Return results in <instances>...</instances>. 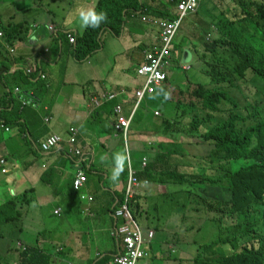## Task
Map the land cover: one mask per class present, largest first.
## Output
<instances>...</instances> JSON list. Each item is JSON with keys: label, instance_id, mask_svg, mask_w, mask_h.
Returning <instances> with one entry per match:
<instances>
[{"label": "crops", "instance_id": "0c3cea01", "mask_svg": "<svg viewBox=\"0 0 264 264\" xmlns=\"http://www.w3.org/2000/svg\"><path fill=\"white\" fill-rule=\"evenodd\" d=\"M99 1H0V24L21 25L12 41L7 42L0 32V104H3L0 113L8 116L13 108L9 102L18 103L21 92L31 95L36 104V107L25 106L17 127H3L0 122V160H5L7 165H4L6 169L0 166V175L5 176H0V204L17 196L24 197L20 221L3 229L8 230L11 240V246L4 250L5 264H17L19 253L27 246L38 248L47 258V264H113L123 249L114 237L116 227L123 221L115 218L114 210L124 201L130 170L139 180L134 191L136 205L132 203L134 216L146 236L150 231L154 234L153 240L144 246L150 256L149 264H160V259L163 264H186L190 251L194 252L186 245L190 228L178 231L182 214L176 203L170 202L168 209L160 208V185L154 187L149 179L138 176L154 159H160L159 146L155 145L191 141L182 133L160 131V117L165 118L166 107L173 110L171 103L157 95L162 88L146 95L135 111L128 143L115 130L114 113L117 105L127 118L134 112L135 94L145 83L137 75V69L159 45V23L169 20L154 15L152 8L175 17L181 0H138V9H123L119 25L113 13L111 16L108 13V25L97 29L93 37L98 44L96 50L76 60L74 45L67 38L70 35L76 39L85 30L79 26L78 8H96ZM201 11L204 17L199 15ZM241 13L237 0H201L197 13L184 20L166 67L170 99L175 102L186 95L194 102L187 87L196 84L190 77L179 78L172 69L188 72L194 64L201 63L198 54L205 52L203 40L207 33L218 35L215 25L219 23L214 17L225 15L236 20ZM193 16L196 17L189 21ZM200 76L198 70L192 79L200 81ZM110 94L116 97L96 102ZM190 118L188 114L181 123ZM70 128L76 130L74 145L69 143ZM3 133L11 136L4 137ZM48 135L59 136L61 142L43 152L40 144ZM125 146L130 152V162L119 182L113 183L109 179L112 155ZM76 151L80 155H75ZM101 156L106 159L101 161ZM144 158L146 167H143ZM79 173L86 175L87 182L75 190L72 183ZM83 196L92 200L82 199ZM31 218L48 226L43 231L28 229L33 224ZM170 244L174 245L173 250ZM178 250L180 256H176Z\"/></svg>", "mask_w": 264, "mask_h": 264}, {"label": "trees", "instance_id": "16d2710c", "mask_svg": "<svg viewBox=\"0 0 264 264\" xmlns=\"http://www.w3.org/2000/svg\"><path fill=\"white\" fill-rule=\"evenodd\" d=\"M113 5L120 9L111 7ZM237 7L242 13L236 20L225 15L218 17L219 25H215L218 35L207 33L209 36L203 40L205 52L198 54L202 65L199 71L209 80H204L208 84L187 87L194 102L187 104L183 99L174 102L170 96L165 99L160 94L161 100L170 102L173 109L169 111L166 107L165 118L160 117V131L186 132L181 121L190 114L188 134H199L201 129L204 132L195 136L196 143H160V159H154L138 174L139 178L149 179L154 187L166 188V193H160V208L168 209L170 202H175L179 210L187 209L195 202L201 206L197 213L208 214L207 235L212 238L197 237L198 230L191 229L193 227L188 230L191 235L186 245L194 248L188 259L191 264H264V109L261 107L264 100V0H237ZM124 8L138 9L139 1L100 0L96 6L97 11L105 10L110 16L112 12L117 25L121 23ZM152 11L161 18H175L168 12L159 13L153 8ZM109 14L99 28L85 29L76 38V60L96 50L94 34L108 25ZM20 27L18 23H2L0 32L9 42ZM167 82L161 88L168 94ZM18 97V103L9 102L13 108L8 116L0 113L3 127L18 126L25 108L21 99L33 102L32 96L23 92ZM195 109L197 112L193 114ZM197 138L201 140L197 142ZM237 162L243 166L236 167ZM181 166L192 170L181 173ZM168 185L185 189L172 191ZM205 189L222 190L226 195L211 198L195 192ZM23 198H13L17 200L15 210L11 208V199L0 204V241L7 235L3 229L20 221ZM133 204L136 216V204ZM47 262L38 248L27 246L19 253L17 264Z\"/></svg>", "mask_w": 264, "mask_h": 264}, {"label": "built area", "instance_id": "2783aa9c", "mask_svg": "<svg viewBox=\"0 0 264 264\" xmlns=\"http://www.w3.org/2000/svg\"><path fill=\"white\" fill-rule=\"evenodd\" d=\"M200 0H181L177 4V15L173 20H163L159 23L161 33L159 45L154 47L147 55L146 62L140 65L137 69V75L144 79L145 83L141 90H138L135 94L136 106L134 112L130 117H125L122 112V107L117 105L114 109L116 122L115 130L119 132L126 143H128V132L130 130L132 120L135 115V111L140 106L146 95L152 94L156 89L161 88L167 80L166 67L169 65L171 49L175 41L178 32L180 31L184 20L189 16L197 13ZM147 20V18H143ZM1 36V34H0ZM68 42L72 45L75 44V38L68 36ZM43 78V76H41ZM15 91L19 92L18 89ZM20 93V92H19ZM116 97L114 94L104 95L100 99L96 100L97 103L104 100H113ZM21 105L36 107V104L31 101L21 99ZM159 116V112L156 113ZM5 130H8L7 128ZM69 143L75 144L76 130L70 128ZM61 142V138L57 135H48L40 144V148L43 152L50 151L55 148ZM80 155L79 151L74 153ZM6 166L5 160H0V166ZM147 159H143V167H146ZM5 166L3 169H6ZM6 170H2L5 173ZM130 180L127 184L125 197L123 203L114 210V216L117 220H122L123 224L116 227L114 231V237L120 241L123 245V249L115 256L113 264H149V253L144 248L145 244L150 240H153L154 234L150 231L147 236L145 235L138 219L134 216L132 210V203L135 197V188L139 186V180L136 177L134 171L130 170ZM87 182V177L83 173L77 174L72 187L75 190H80ZM82 199L92 200L91 197L83 196ZM54 213H58L57 211Z\"/></svg>", "mask_w": 264, "mask_h": 264}, {"label": "rangeland", "instance_id": "374dc122", "mask_svg": "<svg viewBox=\"0 0 264 264\" xmlns=\"http://www.w3.org/2000/svg\"><path fill=\"white\" fill-rule=\"evenodd\" d=\"M0 1L8 2V1H11V0H0ZM203 12L204 11L199 12V15L200 16H203ZM195 17L196 16H193V18H190L189 21H192ZM213 17L214 16H212L210 19L213 20ZM214 19L217 21L218 20V17H214ZM180 37L181 36L179 35L178 39ZM178 39H177L176 42H178ZM201 67H202L201 64H194L193 65V69L191 71L183 72V73H180L179 69L176 68V67H174L172 70H173L174 74L178 75L179 78H181L183 80H185L187 77H190V80H191L192 83H195V84H208V83H205L204 80H207L208 81L209 80V77L204 76V75L200 76L201 77V80L200 81H198V80L195 81V80L192 79L196 75V72L198 70H200ZM182 89H186V87H184ZM181 98L186 103L187 102H190V99L186 95L181 96ZM261 104H262L261 107L264 109V100L261 101ZM185 108H187V107H185ZM196 112L197 111L195 109L194 112H193V114H196ZM188 123H189V121L185 120V122L183 124V128L186 130V132H183L182 134H183V136H184L185 139L188 136V138L191 140L190 143L192 141L195 143V141H194L195 136L196 135H199L200 133H203L204 132V129H201V132H199V134H188V132H189ZM3 136L4 137H9V136H11V133H3ZM155 140H157V139H155ZM200 140L201 139L197 138V142H199ZM158 142H160V140H158ZM155 146H159V144H157ZM235 166L236 167H242L243 166V163L237 162V163H235ZM191 170L192 169L189 166H181L180 167V172L181 173L189 172ZM193 171H194V169H193ZM12 172L13 171H11V173ZM1 177L5 178V176H1ZM168 188L172 189V191H176V190H179V189H185L184 187L173 186V185H168ZM190 189L191 188H189V191H190ZM163 192L164 193L166 192V188L160 187V193H163ZM195 192L198 193V194H200V195H202V196L211 197V198L212 197H219V198H221V197H225V195H226V192L225 191H222V190H207V189H205L203 191L199 190V191H195ZM10 201L13 204V206L11 207L12 210H15V205L17 207V200L11 199ZM185 203H187V202H185ZM200 207L201 206H199L195 202H193L187 209H180V212H181V214L183 216V219L178 224V231H181L182 230L183 232H185L187 228L193 227L191 229H197L198 230L197 237H202V236L207 235V230L209 229V225H210V223L207 221V219H209V217L207 218L208 214L204 215L202 213H197L196 212V210L200 209ZM30 208H32V207H30ZM185 217H187L188 219L185 218ZM193 217H196V218L193 219ZM31 221H33V224L28 229L36 228V230L39 229L40 231H43L48 226V224L38 223V219H36V218H31ZM5 232L7 234L5 236V239L3 241H0V248H3L0 251V256H1L0 257V264H5L4 258H6V255L4 253V250H5L6 247H10L11 246V240H10V237L8 236V230H5ZM207 237L208 238H212L211 235H207ZM170 245H172V244H170ZM174 248H175L174 245H172L170 247L171 250H173ZM190 248L194 250L193 247H190ZM180 255H181V250H178L176 256H180ZM160 264H163V262H162L161 259H160ZM186 264H191V262L187 261Z\"/></svg>", "mask_w": 264, "mask_h": 264}, {"label": "clouds", "instance_id": "9594fccd", "mask_svg": "<svg viewBox=\"0 0 264 264\" xmlns=\"http://www.w3.org/2000/svg\"><path fill=\"white\" fill-rule=\"evenodd\" d=\"M77 18L79 21L80 28L96 29V28H99L107 20L108 14L105 10L97 11V9L94 7L81 6L78 8ZM160 94H162L165 99L168 98V94L163 92V90H161V93H158L157 95H160ZM100 159L101 161H103L106 159V157L101 156ZM112 162H113V166L111 169V175L109 179L113 183H118L124 171L125 166L130 162V152L127 146H125L122 150H119L113 153Z\"/></svg>", "mask_w": 264, "mask_h": 264}]
</instances>
